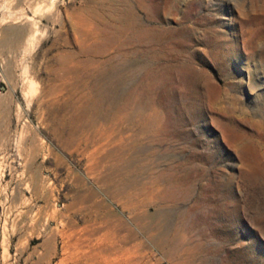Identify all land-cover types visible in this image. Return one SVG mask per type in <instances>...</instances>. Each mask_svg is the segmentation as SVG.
I'll return each mask as SVG.
<instances>
[{"label":"rangeland","instance_id":"rangeland-1","mask_svg":"<svg viewBox=\"0 0 264 264\" xmlns=\"http://www.w3.org/2000/svg\"><path fill=\"white\" fill-rule=\"evenodd\" d=\"M0 264H264V0H0Z\"/></svg>","mask_w":264,"mask_h":264},{"label":"bare ground","instance_id":"bare-ground-1","mask_svg":"<svg viewBox=\"0 0 264 264\" xmlns=\"http://www.w3.org/2000/svg\"><path fill=\"white\" fill-rule=\"evenodd\" d=\"M130 106H131V105H130ZM130 106H129V107H130ZM124 107H125V105H124ZM127 107H128V106H127ZM130 108H131V107H130ZM121 109H122V107H121ZM121 109H120V110H121ZM123 109H124V108H123ZM123 109H122V110H123ZM131 109H133V108H131ZM124 110H127V108L124 109ZM138 110H140V109H138ZM138 110H137V108H136V111L138 112V114L142 113V111L139 113ZM128 111H129V110H128ZM130 111H131V110H130ZM132 111H133V110H132ZM136 111H135V112H136ZM133 112H134V111H133ZM135 112H134V114H135ZM137 112H136V114H137ZM121 113H122V112H121ZM130 113H131V112H130ZM143 113H144V112H143ZM143 113H142V114H143ZM122 114H123V113H122ZM122 114H121V115H122ZM128 115H129V114H128ZM131 116H132V115H130V116H128V117H131ZM133 116H134V115H133ZM135 116H137V115H135ZM140 116H141V115H140ZM144 116H145V115H144ZM124 117H125V115H124ZM124 117H123V118H124ZM132 118H133V117H132ZM124 119H126V118H124ZM124 119H123V120H124ZM129 119H131V118H129ZM137 119H138V118H137ZM109 120H111V119H109ZM123 120H122V121H123ZM141 120H142V123H143V119H142V118H141ZM115 121H120V122H121L120 117L118 116L117 118L111 120V122H115ZM135 121H138V120L135 119L134 122H135ZM123 122H124V121H123ZM128 122H129V121H128ZM130 122H131V121H130ZM125 123L127 124V120H126ZM83 124H86L87 126H88V125H92V121H86V122H84ZM123 124H124V123H123ZM140 124H141V123H140ZM153 181H154V180H153ZM155 181H156V180H155ZM153 183H154V182H153ZM156 183H157V182H156ZM156 183H155V184H156ZM154 186H156V185H154ZM152 187H153V186H152ZM146 188H147V187H146ZM146 188H145V190H146ZM149 190H150V189H149ZM152 190H154V189L152 188ZM155 190H156V189H155ZM157 191H158V190H157ZM148 193H149V192H148ZM152 193H153V192H152ZM154 193H155V192H154ZM156 195H157V194H156ZM150 196H151V195H150ZM150 196H149V197H150ZM157 196H158V195H157ZM157 196H156V197H157ZM152 197H153V195H152ZM154 197H155V196H154ZM157 198H158V197H157ZM148 200H149V199H148ZM157 200H158V199H157ZM155 202H156V200H155ZM153 205H154V204H153ZM157 207H158V206H157ZM148 208H149V207H148ZM156 209H157V208H156ZM153 210H154V209H153ZM166 212H167V211H166ZM166 212H165V213H166ZM52 213H53V212H52ZM162 213H163V212H162ZM143 215H144V213H143ZM147 215H148V214H147ZM150 215H152V214H150ZM162 217H163V216H162ZM150 233H152V232H150ZM128 252H129V251H128ZM126 263H127V262H126Z\"/></svg>","mask_w":264,"mask_h":264}]
</instances>
